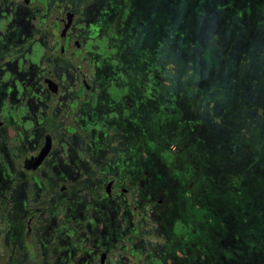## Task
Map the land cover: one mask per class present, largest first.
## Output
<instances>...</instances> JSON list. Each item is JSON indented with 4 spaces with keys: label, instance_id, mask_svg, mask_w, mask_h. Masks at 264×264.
Instances as JSON below:
<instances>
[{
    "label": "flooded vegetation",
    "instance_id": "1",
    "mask_svg": "<svg viewBox=\"0 0 264 264\" xmlns=\"http://www.w3.org/2000/svg\"><path fill=\"white\" fill-rule=\"evenodd\" d=\"M146 1L0 0V264H209L156 188L217 101Z\"/></svg>",
    "mask_w": 264,
    "mask_h": 264
},
{
    "label": "trees",
    "instance_id": "2",
    "mask_svg": "<svg viewBox=\"0 0 264 264\" xmlns=\"http://www.w3.org/2000/svg\"><path fill=\"white\" fill-rule=\"evenodd\" d=\"M158 2L170 17L161 30L173 39L174 71H189L176 77L205 84V99L217 101L207 125L221 118L216 133L186 137L183 168L200 180L182 197L201 202L188 216L198 226L190 244L205 245L209 264H264V0ZM217 231L228 252L214 245Z\"/></svg>",
    "mask_w": 264,
    "mask_h": 264
},
{
    "label": "rangeland",
    "instance_id": "3",
    "mask_svg": "<svg viewBox=\"0 0 264 264\" xmlns=\"http://www.w3.org/2000/svg\"><path fill=\"white\" fill-rule=\"evenodd\" d=\"M195 169L197 170V168ZM191 172H193L191 168L190 169L182 168L181 172L175 171V168H174V171H171V173L170 172L164 173V175H167L169 177L165 178L166 180H164L161 184H158L159 186H157L156 188L157 195L159 197L173 196L178 199V202H182L183 201L182 195L184 194V189L190 188L193 184L195 185V183L198 184V179L200 180L198 176L192 174ZM241 201H244V199L241 198ZM191 202L194 205H192ZM191 202L188 203L189 204L188 212L190 216H193L194 214L199 213L198 211H196V209H198L201 206L200 204L201 202L199 201V199L191 201ZM180 205L182 204L180 203ZM193 229L195 230V234H196L198 230V226L193 225ZM214 245L217 246V248L219 249L222 248L226 252H228L226 250L225 240L221 235V231L216 232L215 237H214ZM237 247H240V246H237Z\"/></svg>",
    "mask_w": 264,
    "mask_h": 264
}]
</instances>
